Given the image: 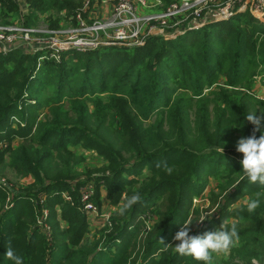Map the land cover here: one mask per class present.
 <instances>
[{"label": "trees", "instance_id": "16d2710c", "mask_svg": "<svg viewBox=\"0 0 264 264\" xmlns=\"http://www.w3.org/2000/svg\"><path fill=\"white\" fill-rule=\"evenodd\" d=\"M85 1L23 0L24 23L54 12L55 33L60 20L76 24L78 15L86 17ZM0 7L3 18L20 13L13 0H0ZM48 55L0 52V175L34 181L17 191L0 183L1 207L7 196L14 204L0 216V264H13L5 257L9 247L24 264H202L172 247L163 250L179 243L174 237L189 214V235L243 218L239 245L215 264H264V196L255 214L236 205L264 192L240 179L243 154L236 151L256 127L246 122L248 114L260 120L257 138L264 135V100L245 92L255 78L264 87V23L240 12L171 40L149 36L141 46L67 51L59 62H40ZM74 147L95 151L108 173L81 176ZM164 163L171 173L157 167ZM210 179L216 192H208V205L215 208L204 217L205 209H191L192 197L204 196ZM90 180L98 208L100 190L114 210L99 249L101 239L80 244L87 223L79 194ZM135 193L142 200L120 215ZM146 213L153 220L147 229ZM41 219L52 232L48 253Z\"/></svg>", "mask_w": 264, "mask_h": 264}, {"label": "built area", "instance_id": "2783aa9c", "mask_svg": "<svg viewBox=\"0 0 264 264\" xmlns=\"http://www.w3.org/2000/svg\"><path fill=\"white\" fill-rule=\"evenodd\" d=\"M13 1L28 13V6L25 5L23 0ZM220 1L182 0L171 4L170 8L161 16L142 17L139 13L143 9L148 8V0H103V3L111 5L110 19L104 17L102 19L106 20L94 22L89 26L84 25L91 32L90 38H74L73 41H67L61 46L55 44L54 41L52 46H48L47 43L41 41L37 30L33 27H28L24 23L26 16L20 14V28L11 27L14 25L12 23L0 26V52L7 53L18 49L25 53L46 51L50 55L59 51L84 53L102 47H136L145 43L149 36L159 35L162 38L167 39L166 37H169L171 39V37L176 38L189 30H198L207 24L222 22L237 13L244 12L246 9L245 5L249 2L245 0H226L224 4L219 5ZM83 5V11L90 10L89 1L86 0ZM255 12L253 17L262 19L264 9H257ZM76 19H80V16L78 15ZM166 19L170 20V22L174 21V24L169 26ZM146 23L150 26L144 34L141 29ZM16 31L20 32V42L12 36H5ZM15 43H20L19 45L21 46ZM89 185L83 192H88ZM89 208H92V206H89ZM44 215L47 216L45 211ZM106 223L110 225L108 218L103 221V226Z\"/></svg>", "mask_w": 264, "mask_h": 264}, {"label": "rangeland", "instance_id": "374dc122", "mask_svg": "<svg viewBox=\"0 0 264 264\" xmlns=\"http://www.w3.org/2000/svg\"><path fill=\"white\" fill-rule=\"evenodd\" d=\"M19 1V0H17ZM170 1V0H167ZM182 0H171L170 3H165L164 1H160V0H148L149 6L146 9H143L142 11H140L139 15L142 17H153V16H161L163 13H165L171 6V4H174L176 2H181ZM245 1H249L247 2L246 9L244 10V12L249 13L252 17L255 16L254 13H256L255 11L264 9V0H245ZM100 3V0H93L91 2V0L89 1V5H90V10L87 12L86 17L84 19H77L76 20V24L71 23V19H67V20H60L58 23V27L59 30L56 31L55 33H51L50 31V22L54 21L55 19L57 20V14L54 12H49L47 14H44L42 16H39V18H37L34 22H27L26 25L29 27H33L37 30V33L40 34L41 37V41H44L45 43L52 46L53 41L55 42V44H59L64 45L65 43H67V41H73L74 38L76 39H84V38H90V30L88 28H85L84 25H91L94 22H101L103 20L106 19H102V17L100 18V15H91L89 12H91L92 8L96 7L95 4L96 3ZM226 2V0H221L219 2V5H222ZM101 4V3H100ZM103 4V3H102ZM108 4V3H105ZM110 5V4H109ZM2 9V8H1ZM0 9V26L4 25V23H12L14 24L11 27H15V28H20L21 24H20V14H23L24 16H27L29 14L26 13V11H24L23 9H21L20 7V13L19 15H14V16H6V17H2L1 16V11ZM253 13V14H252ZM238 14V13H237ZM87 15H89V18H93V19H87ZM23 16V17H24ZM98 17V18H97ZM108 17V18H107ZM111 17V13L109 15H107L105 18L110 19ZM96 18V19H95ZM255 18V17H253ZM260 18H255L257 20H260L262 23H264V16ZM167 20V19H166ZM229 20V18L227 19ZM174 21L167 20V24H169V26L173 25ZM149 24H145L142 26L141 31L145 34L147 32V28L149 27ZM190 31V30H189ZM5 36H12L14 38H16L17 41H19L21 39L20 37V32H14V33H10L9 35H5ZM156 37H160L159 35ZM52 38V39H51ZM166 40H171L174 39L171 37V39L169 37H166ZM20 42V41H19ZM17 45H19L18 43H15ZM14 45V44H13ZM21 46V45H19ZM141 46V45H140ZM62 53H67L66 51H59V52H53L52 54L48 55V56H44L41 57L40 62H43L45 60H48L50 58H53L55 61L59 62L62 58ZM257 80H255V85L252 87L253 89H251L250 91H245L248 94H252L254 95L257 99H263L264 100V87L262 86L261 83V79L259 78H255ZM209 92V89L205 90V94H207ZM263 129H264V123L262 125ZM20 141L15 142L14 144H17ZM74 151H76V153L78 155L81 156L82 158V163L83 165L81 166V168H79V173H81L80 175H85L87 171H92L94 174H98L101 175V173L105 172V168L107 166V161H103L102 157H100L95 151H91V150H85L81 147H74L73 148ZM105 170V171H104ZM108 171L105 172V174H107ZM142 180V179H140ZM139 180V182H140ZM4 182L10 189L12 190H18V189H24L27 186L32 185V183L34 182L31 179H20V178H15L13 176V174L9 171H4L3 175H0V183ZM90 185H89V189L88 192H83V190L86 189V187L88 185H85L83 187H81L80 191V211L83 212L86 215V223H87V233L84 236V240H82V242H80V244H85L84 242H89V241H97L100 240V243L98 245V249L99 247H101V245L104 243L103 241H105V238L103 236H106V234L109 231H102L104 230L103 228V221H105L107 218L110 219L111 216L113 215L112 212H114V210L109 207L107 205V203L105 204V196H104V192L99 190V196L100 199L102 201L101 203V207L98 208V206L95 203V182L93 180L89 181ZM216 186V181L210 179L209 180V185L206 187L205 190V195L204 196H193L192 197V205H191V209L193 208H200L201 209H205V211H207L203 216H210V214L214 213V206L211 207L208 205V192L210 190H214V193L216 192L215 189ZM72 191V190H71ZM69 195L67 193L62 194V197L64 199H66L67 201H70V197H68ZM7 203L6 205H4L3 207H1L0 205V216L2 214V212L8 210V208H11L14 204L12 202V199L8 200V196H7ZM72 201L74 202V198L72 197ZM104 202V203H103ZM239 204H243V200L238 201V203L236 204L237 206ZM244 205V204H243ZM89 206H92V208H89ZM56 213L58 214L57 216V220L59 222V226L60 229L63 230L66 228L65 223L61 220L60 217V210L56 209ZM190 217V214H189ZM188 217V219H189ZM151 218V214L146 213V218L144 219V227L145 229L149 228L151 223H152V219ZM193 218V216H192ZM200 222V221H199ZM39 225H41V229H43L42 232H46L45 233V240H46V253H48V249L47 247L49 246L47 243V240L51 241V230H50V225L47 224V222H44L42 219L39 222ZM106 228L111 227V225H108L106 223ZM144 229V228H143ZM30 231H28L29 233ZM103 232V235H102ZM48 236V237H47ZM87 240V241H86ZM48 255V254H47ZM227 255H218L215 257V261H218L222 258H227ZM48 259V257L46 258ZM253 264H258L256 261H253Z\"/></svg>", "mask_w": 264, "mask_h": 264}, {"label": "clouds", "instance_id": "9594fccd", "mask_svg": "<svg viewBox=\"0 0 264 264\" xmlns=\"http://www.w3.org/2000/svg\"><path fill=\"white\" fill-rule=\"evenodd\" d=\"M245 119L246 122H250L256 127L251 136L241 138L238 141L236 151L243 154L241 161L242 175L240 179L242 181L246 179L249 184L258 183L264 186V135L259 136V138L255 135V132L259 130L260 120L254 113L248 114ZM218 151L224 154V147L219 148ZM161 166L166 172L171 173V168L168 167L167 163L163 165L157 164L158 168ZM262 196H264V192H257L254 194V198H244L243 204L249 214H255L256 210L260 207ZM141 200L142 197L139 193L126 197V202L120 207L119 214H125V212ZM243 210L241 209V211ZM204 219L199 221L202 222ZM242 219V217L232 219L231 221L225 219L219 229L215 231L206 232L202 235H189V226L192 224L189 218L185 220L183 227L174 237L179 243L173 247L171 245H165L161 240L164 244L163 250L166 251L169 247H172L174 252L181 257H190L195 261L202 262V264H215L216 256L227 255L234 247L239 245L240 236L238 224ZM5 257L9 261H12L13 264H24L23 257L17 255L11 247L8 248Z\"/></svg>", "mask_w": 264, "mask_h": 264}, {"label": "crops", "instance_id": "0c3cea01", "mask_svg": "<svg viewBox=\"0 0 264 264\" xmlns=\"http://www.w3.org/2000/svg\"><path fill=\"white\" fill-rule=\"evenodd\" d=\"M101 3V4H100ZM100 3H96L94 8H92L91 12H89L91 15H100L99 17L104 18L107 15L111 13V5L103 3V0H100ZM103 3V4H102ZM98 18V17H97ZM87 19H93L92 17L89 18V15H87ZM96 19V18H95Z\"/></svg>", "mask_w": 264, "mask_h": 264}]
</instances>
